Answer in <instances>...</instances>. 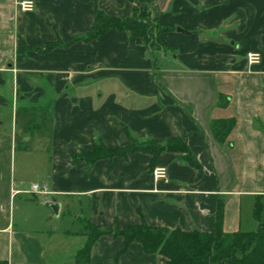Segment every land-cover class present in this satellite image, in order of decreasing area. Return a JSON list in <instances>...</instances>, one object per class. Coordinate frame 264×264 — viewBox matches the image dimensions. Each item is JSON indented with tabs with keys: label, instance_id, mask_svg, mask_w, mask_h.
I'll use <instances>...</instances> for the list:
<instances>
[{
	"label": "crops",
	"instance_id": "0c3cea01",
	"mask_svg": "<svg viewBox=\"0 0 264 264\" xmlns=\"http://www.w3.org/2000/svg\"><path fill=\"white\" fill-rule=\"evenodd\" d=\"M21 1L0 0V106L11 107L14 90L21 101L37 103L47 87L54 104L47 173L39 183L17 173L25 160L17 157L21 130L0 122V264H76L78 237L68 228L53 229L54 219L75 224L84 218L105 230L145 223L213 233L221 208L226 234L258 229L264 0H156L151 15L161 50L155 58L143 39L111 30L19 61L23 41L37 48L58 38L73 43L93 26L96 8L132 17L137 0H32V13L20 11ZM250 53L261 55L259 65H248ZM223 120L236 124L220 143L211 127ZM125 129L138 142L182 139L201 168L188 165L181 152L161 153L154 167L143 153L101 160L91 169L73 165L71 155L90 151L97 139L109 148L130 146ZM157 168L167 170L164 179L155 180ZM34 185L50 195L31 193ZM51 202L61 207L58 217L47 207ZM123 247L121 238L102 237L90 264H167L137 243L119 257Z\"/></svg>",
	"mask_w": 264,
	"mask_h": 264
},
{
	"label": "trees",
	"instance_id": "16d2710c",
	"mask_svg": "<svg viewBox=\"0 0 264 264\" xmlns=\"http://www.w3.org/2000/svg\"><path fill=\"white\" fill-rule=\"evenodd\" d=\"M88 1V0H81ZM156 0H137L135 2L134 15L132 17H112L96 8L95 21L88 33L78 37L73 43L65 44L57 39L56 42L46 44L42 54H48L56 49H68L75 43H89L111 30L132 33L134 36L144 40L150 53L156 57V53L161 50L159 43L160 31L149 26V22L144 18V7H151ZM153 20V19H152ZM153 22H155L153 20ZM153 34L155 36L154 39ZM35 51H40L35 49ZM226 106V104L221 103ZM46 111L38 110L33 106L28 109H21L19 116L34 119L29 125L23 128L26 135L20 139L18 137L16 149L21 146L27 150L25 138L38 136L41 128H46V121H40V116ZM39 121L42 125H39ZM52 123V121H51ZM235 120H223L212 123L211 130L218 142L224 143L235 127ZM127 137L132 142L131 146L109 148L104 145L101 139L93 141L90 151H81L72 154L73 165L84 164L87 169H91L101 160L112 161L115 158L127 160L129 155L143 153L152 157L154 167L159 156L163 152H181L187 157L184 161L197 169L200 165L190 156L189 149L182 139H174L167 142L147 141L138 142L132 134L125 129ZM222 209L217 213V224L213 233L190 232L181 230L169 231L165 229L151 228L145 223L139 226L129 227L125 230L114 229L105 230L99 228L89 221H85L84 226L88 230L85 248L81 249L75 256L76 264H90L91 251L93 246L104 236H114L124 241V247L119 257L124 255L132 244H139L147 255H158L167 264H264V196L256 199L254 206V218L258 223V229L254 232H237L226 234L222 228Z\"/></svg>",
	"mask_w": 264,
	"mask_h": 264
},
{
	"label": "rangeland",
	"instance_id": "374dc122",
	"mask_svg": "<svg viewBox=\"0 0 264 264\" xmlns=\"http://www.w3.org/2000/svg\"><path fill=\"white\" fill-rule=\"evenodd\" d=\"M20 3V2H19ZM145 19L149 22V26L153 29V31L157 30V25L155 22L152 20V15H151V7L147 6L144 7L143 9ZM154 39L155 36L151 34ZM59 39V38H58ZM60 40V39H59ZM57 41V40H56ZM55 41V42H56ZM23 47L22 50L18 52V57L19 61H23L28 57L29 53H37L40 55H47V54H42L41 52L44 51L46 46L44 48H37V47H32L26 43V41H23ZM35 49H39L40 51H35ZM15 72V71H14ZM51 91L47 87L46 90V95L44 98L40 99L37 103H34L32 101H21V97L19 92L14 90V93L12 95L11 100L9 102V105L11 106L8 108L6 111L5 108H2L0 106V122L4 123L6 125L10 126H16L17 129L21 130L20 135H19V141L20 139L24 138L26 135L22 132L23 128L27 125L30 124L31 121L34 119L31 118V115L29 117H22L19 116V111L21 109H28L33 106L37 107L38 110H45L46 114L40 116V121L43 120V117L45 118L46 121V128H41L40 126V133L38 136H35L34 138L31 139L30 143L27 144V150H24L23 147L19 150H17V157H22L24 160L23 166L18 168L17 166V173L21 175L23 178L28 180V183H39L41 178L47 173V169L45 167V159L48 154V147L50 145V137L48 136V131H49V124L51 123V116L52 114L49 113V110L52 108L54 102L52 96L50 97ZM10 117V118H9ZM19 118V120H18ZM39 121V125H42V123ZM132 144H130L131 146ZM47 166V165H46ZM18 205V203H17ZM19 207V206H18ZM21 208V207H19ZM20 212L17 213L16 218H18ZM66 221H60L58 219H54L51 223L52 228L58 229V228H68L71 230L72 233H75V235L78 237L76 240L78 241L77 244L79 245L78 248H85V244L87 242V237L86 235L88 234V230L86 226H84L85 221H87L84 218H80L77 220V222L74 223H69ZM61 223V224H60ZM257 228V227H256ZM257 230V229H255ZM76 245H73V247ZM72 247V248H73ZM79 250V249H78ZM80 251V250H79ZM78 251V252H79ZM77 252V253H78ZM76 256V255H75Z\"/></svg>",
	"mask_w": 264,
	"mask_h": 264
},
{
	"label": "built area",
	"instance_id": "2783aa9c",
	"mask_svg": "<svg viewBox=\"0 0 264 264\" xmlns=\"http://www.w3.org/2000/svg\"><path fill=\"white\" fill-rule=\"evenodd\" d=\"M19 9L22 13H32L36 9L35 2L32 0H24L19 4ZM247 63L249 66L259 65L261 63V55L257 53H250L247 55ZM167 170L165 168H157L153 172L155 180H161L166 177ZM31 193L41 194L44 196L50 195V190L46 187L34 185L31 188Z\"/></svg>",
	"mask_w": 264,
	"mask_h": 264
},
{
	"label": "water",
	"instance_id": "95a60500",
	"mask_svg": "<svg viewBox=\"0 0 264 264\" xmlns=\"http://www.w3.org/2000/svg\"><path fill=\"white\" fill-rule=\"evenodd\" d=\"M47 207L53 212L55 217L59 216L60 209H61L60 205H58L56 202H51V203H48Z\"/></svg>",
	"mask_w": 264,
	"mask_h": 264
}]
</instances>
